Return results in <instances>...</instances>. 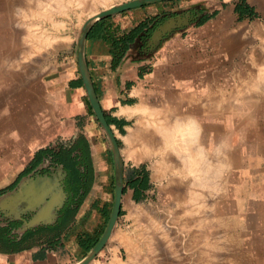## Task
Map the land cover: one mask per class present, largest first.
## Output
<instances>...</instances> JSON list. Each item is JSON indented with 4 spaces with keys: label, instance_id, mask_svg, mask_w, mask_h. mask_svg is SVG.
<instances>
[{
    "label": "crops",
    "instance_id": "1",
    "mask_svg": "<svg viewBox=\"0 0 264 264\" xmlns=\"http://www.w3.org/2000/svg\"><path fill=\"white\" fill-rule=\"evenodd\" d=\"M237 2L199 1L201 15L214 10L216 14L200 25H197L198 20L186 30H175L154 51L141 54L140 37L145 28L140 32L139 40L135 38L128 45L114 69L111 68L112 57L107 42L99 33L86 37L84 59L101 107L110 115L125 120L113 125L115 135L119 138L120 132L125 131L129 136L132 131L135 161L144 163L137 150L148 147L145 134L155 132L159 140H156L155 149L160 150L156 154L164 155L167 159L165 163L172 166L159 172L157 167H153L151 159V167L147 168L149 179L191 180L184 167L179 169L184 163V141H170L161 130H173L174 138L175 134L185 133L187 150L190 151L189 133L182 128H185L184 118L196 116L200 120L198 148L201 152L197 163L202 169L199 171L202 176H197V179L207 182V187L192 191L184 187L166 190L167 203L155 210L165 212L166 221H150L157 228L165 225L167 231L164 236L157 232L154 236L153 232L147 231L150 227L149 222L143 219V213H146L142 211L143 206H138L142 209L135 210V218L129 222H122L120 215L93 262L264 264V96L246 98L237 93H216L222 83L232 81L237 85L247 80V76L241 74L226 77L219 72L240 53L245 51L252 60L254 55L258 60L260 55L261 62H256V65L264 68V0H245L255 15L243 19H239L234 11ZM158 7L139 8L155 15L159 14ZM185 10L187 8L182 11ZM132 11L120 13L114 18L121 29L135 25L137 16L138 21L146 16L142 12L144 17L141 18L140 13L135 15ZM72 49L73 53L59 63L53 78L57 91L54 96H57L63 115L56 129L65 136L82 132L77 128V118L86 115L85 90L80 81L74 44ZM201 69L208 70L201 78L206 92L193 93L190 90L191 77H195L196 71ZM210 70L213 71L211 74ZM210 85L214 87L213 93L209 92ZM244 99L246 103L242 102ZM173 117H177L183 125L174 121L175 126L171 125V129L169 125L176 120ZM131 119L133 130H129L126 122ZM179 124L180 128L177 127ZM170 158L171 161L168 160ZM239 181H252L253 187L239 194L236 189ZM226 183L228 187H223ZM242 196L249 197L246 204H239L238 197ZM88 198L66 228L79 220L81 222L83 215L89 213L80 229L93 237L102 227L103 217L96 209L88 207L92 200ZM149 212L154 217L152 207ZM138 213L141 214L136 217ZM195 214H203V218ZM191 229L198 231L191 235ZM60 235H63L61 239L56 236L20 251H0V264H74L87 251L79 246L75 235Z\"/></svg>",
    "mask_w": 264,
    "mask_h": 264
},
{
    "label": "rangeland",
    "instance_id": "2",
    "mask_svg": "<svg viewBox=\"0 0 264 264\" xmlns=\"http://www.w3.org/2000/svg\"><path fill=\"white\" fill-rule=\"evenodd\" d=\"M125 1L129 0H0V189L9 187L0 193V251L2 252L20 251L56 236L61 239L63 235L60 234L65 233L66 235H75L77 240L79 234L84 232L80 229V225L83 224L82 221L87 220L89 213L83 215L81 222L79 220L78 223L71 224L69 228L66 226L74 221L77 211L88 197L92 199L88 205L90 209L97 210V208L91 207L94 203L98 208H106L110 214L117 172L111 143L96 119L86 93L83 96L86 115L77 118V128L82 132L65 136L56 129L58 123L63 120V115H61L57 96H54L57 91L53 84V78L61 60L71 55V52L73 53V44L77 54V39L85 20L102 9ZM199 1L202 0H166L145 3L140 7L159 6V15L148 25L151 27L153 22L160 17L197 6ZM131 10L135 15L140 13L141 18L144 15H153L139 7L120 13ZM120 13L104 17V19L109 18L111 22L115 23L114 18ZM138 20L139 16L134 19V22L136 23ZM188 27L190 24L183 29L186 30ZM256 57L257 55H254L252 60L251 56L244 51L231 59L225 68L219 70L220 74L226 77L241 74L247 76V80L242 83L238 82L237 85L232 81H228V84L222 83L218 85L219 89L216 90V93L226 95L237 93L238 96H246V98L264 96V68L256 65V62H261V56L259 55L258 60ZM229 65L230 67H228ZM207 71L197 70L196 76L191 77V92H206L205 84L201 78L203 72L208 73ZM209 72L211 74L213 71ZM209 87V92L213 93L214 87L212 85ZM242 102L246 103L245 99ZM103 112L117 141L118 165L123 183L117 221L120 215H122L121 220L124 223L134 220L135 210H141L142 208L138 206H143L142 211L146 212L143 213V219L149 222L150 227L147 231L153 232L154 236L156 232L160 236H164L163 233L167 231L165 225L163 228H157L156 225L150 224V221H166L167 214L165 212H159V210L155 212L156 208H161L167 203L166 190L184 187L192 191L207 187V182L197 179V176H202L199 175L201 167L197 163L201 158L198 148L200 134L197 129L200 124L199 117L191 116L189 118L194 120L197 130L195 136L189 133L190 139L188 138L190 148L194 149L193 161L184 158L189 152L186 149L185 156L182 158L184 163L179 166V169L185 168L188 176H191V180L181 182L159 178V180L151 181L147 169L151 167L149 163L151 159L153 167H157L159 172L172 167L165 163L167 159L164 155L163 158L156 154L160 152L155 149L156 140H158L156 133L147 132L145 134L148 147L137 150L144 160V163H139V160L135 161L134 158L132 131L129 136L125 131H119L121 136L117 138L113 130V125L123 123L125 120L112 116L105 110ZM126 122L130 127L129 130H133L131 124L133 120ZM175 135L174 138L173 133L170 134L172 140L178 139L180 143L184 141L187 145V141L184 140L187 139L185 134L184 137L181 133ZM182 138L183 140H181ZM45 148L48 150V154L40 163L31 168L28 173L17 178L34 154L39 149ZM163 151L168 152L165 149ZM86 152L88 153L86 154ZM150 153L152 157H150ZM87 160L91 166L92 182L88 191L83 193L82 188L77 186L80 183L77 181V173L86 177L83 181L86 183V179L89 177ZM63 167L72 173L70 182L64 184L65 188L62 185V180L66 176ZM134 167L143 168L149 185L147 189L139 190L143 195H139L137 199H134L133 189L125 181L128 170ZM44 178L57 180L58 187L65 197L67 196L66 192L70 196L71 192L75 190L79 195L77 198L70 196V202L65 206L64 211H59L61 206L59 208L57 206L61 200V194H59L60 192L55 194L54 191L44 196L41 194L44 193L43 191L32 193L30 198L35 199V204L32 207L21 205V200L15 195V193L21 192V185L27 188H36ZM223 187H228V183ZM252 187V181H239L236 189L240 194L250 191ZM80 195H83L82 201L74 211L73 201L76 203L77 199H80L78 198ZM248 199L247 196L238 197L239 204H246ZM47 205H51L52 214L47 211ZM151 207L154 209V214H152L154 217H151L149 212ZM61 214H63L62 218ZM140 214L138 213L136 217H139ZM195 215H202L203 218V214ZM58 216L60 218L54 223ZM101 216L103 221L102 227L97 233L98 238L109 217V215L108 217ZM197 231L198 229H191L190 233L192 235ZM16 246L19 248L15 249Z\"/></svg>",
    "mask_w": 264,
    "mask_h": 264
},
{
    "label": "water",
    "instance_id": "3",
    "mask_svg": "<svg viewBox=\"0 0 264 264\" xmlns=\"http://www.w3.org/2000/svg\"><path fill=\"white\" fill-rule=\"evenodd\" d=\"M160 1H166V0H129L125 1L123 3L117 4V5H111L108 8L100 10L94 18L89 20L87 18L81 28L80 35L77 39V65H78V70L80 73V77L82 79L83 87L86 93V96L88 98L89 104L92 108V111L94 112V115L96 119L98 120L99 124L102 126L104 129L110 143L112 146V150L114 153V159L117 164V172H116V184H115V189H114V198H113V204H112V209L110 211L106 226L97 239V241L90 247V249L74 264H89L95 256L101 251V249L104 247L105 243L107 242L119 215L120 211V206H121V198H122V192H123V183L121 179V174H120V169L118 165V145L117 141L115 139V136L107 122V119L105 117V114L102 110V107L99 103V100L97 98L95 88L93 86V83L90 78V74L87 68V64L84 59V54H83V46H84V41L87 37V34L91 28V26L99 19H102L104 17H108L111 15H114L116 13H120L132 8L140 7L144 5L145 3H151V2H160ZM195 9L199 8V6H191L188 7L187 9ZM184 11H177V15L175 17H171L167 20H165L162 24L158 26V28L153 32L152 36L150 37L149 44L153 45L157 43L158 40L162 38L167 33H170L174 28H180L181 25H187V15H181V13ZM145 34V33H143ZM142 34V35H143ZM136 40H139V37H136ZM41 184L36 187H25L24 185H21V192L20 193H15L16 197L20 199L21 205L24 206H29L32 207L35 204V199H31L30 196L37 192L43 191L44 193H41L44 195H48L47 193H51L54 191V193L61 194V200L57 204L58 208L62 206L63 199L65 195L61 191V189L58 187L57 180L55 179H50V178H44L43 180L40 181ZM33 193V194H32ZM32 194V195H31ZM48 209L47 211L50 212L51 214L53 213V210H50L51 205H47Z\"/></svg>",
    "mask_w": 264,
    "mask_h": 264
},
{
    "label": "trees",
    "instance_id": "4",
    "mask_svg": "<svg viewBox=\"0 0 264 264\" xmlns=\"http://www.w3.org/2000/svg\"><path fill=\"white\" fill-rule=\"evenodd\" d=\"M234 11L237 13V17L239 19L243 18H250L255 15V12L251 7H249L245 0H238V2L234 6ZM216 14V10H214L212 13L207 14L203 16L197 23V25H200L204 23L207 19L211 18ZM159 15L158 13L155 15H147L142 20L138 21L135 25L131 26L129 29H121L118 24L113 23L110 21V19H101L96 21L92 27L90 28L87 36L94 35L96 33H99V36L104 39L107 44L109 45V52L111 54V68L114 69L120 62L121 58L123 57L125 51L128 48V45L133 42V40L140 35V32H142L145 28H148V25ZM151 29H148L147 31L150 32ZM82 81V79H80ZM89 110L90 106L88 105ZM88 152H86L87 154ZM48 154V150L45 149H39L35 154L34 157L31 159V161L25 166V168L18 174V177H21L25 173H28L31 168L35 167L40 163V161ZM88 159V158H87ZM87 165L89 169V177L86 179V183L83 182L86 178L83 176V174L77 173V181L80 182L77 184L79 188H82L83 193H86L88 189L90 188L91 182H92V176H91V166L89 160H87ZM77 172V171H76ZM128 184L133 189V197L134 199H137L139 197V190H145L149 187L148 185V178L143 170L142 167H134L128 170L126 175V180ZM9 187L0 189V193H2L4 190L8 189ZM79 194H77V190L71 192V198H77ZM83 195H80L77 199L76 203L74 202V208H75L80 202L82 201ZM92 208H97V211L103 215L108 217V211L106 208H98L93 203L91 205ZM98 236L94 235L93 237L90 236L89 232H83L79 234L77 243L79 246L84 248V251H88L92 245L97 241ZM19 248V246H16L15 249Z\"/></svg>",
    "mask_w": 264,
    "mask_h": 264
},
{
    "label": "flooded vegetation",
    "instance_id": "5",
    "mask_svg": "<svg viewBox=\"0 0 264 264\" xmlns=\"http://www.w3.org/2000/svg\"><path fill=\"white\" fill-rule=\"evenodd\" d=\"M201 11H202L201 9H199V10H196V9H187L184 12H182L181 15L182 16L183 15H187V22H188L187 25H189L192 22L198 21V20H200L203 17V15H201ZM176 15H177L176 13H170L169 15L166 14L165 16L160 17V19L155 20L153 22V25H151V27H148L146 29L145 34H143L140 37V44H141L140 45V53L141 54H145V53L154 51L160 45V43L165 39V37H167L168 35H170L171 33H173L175 30L179 29V28H174L170 33H167L164 36H162V38L160 40H158L157 43H155L153 45H150L149 44L150 37L152 36L153 32L158 28V26L160 24H162L165 20H167V19H169L171 17H175ZM184 27L185 26L181 25L180 28H184ZM148 29H151L150 32L147 31ZM64 170L66 171V176L62 180V185L65 188V185L64 184L66 182H68V183L70 182V176H72V173H70L65 168H64ZM66 194H67V196L65 197L64 203L62 204L61 209L59 211H64L65 206L67 204H69V202H70V196H69L68 192H66ZM62 215L63 214H61V218H62ZM59 218H60V216L57 217V219H56V221L54 223H56Z\"/></svg>",
    "mask_w": 264,
    "mask_h": 264
},
{
    "label": "bare ground",
    "instance_id": "6",
    "mask_svg": "<svg viewBox=\"0 0 264 264\" xmlns=\"http://www.w3.org/2000/svg\"><path fill=\"white\" fill-rule=\"evenodd\" d=\"M262 3V2H261ZM108 8V7H107ZM264 11V10H263ZM99 12V11H98ZM98 12H96L95 14H93L90 18H89V20H91L92 18H94V16L98 13ZM137 109V108H136ZM143 109V108H142ZM153 111V110H152ZM159 111V110H158ZM119 112V111H118ZM128 112H129V110H128ZM152 113V112H151ZM170 114V113H169ZM151 115V114H150ZM156 115V114H155ZM157 116V115H156ZM160 116V115H159ZM162 118H164L165 119V117H162ZM174 119H176V120H173L172 122H173V124H170L169 125V127L172 125H174L175 126V123H174V121H176V124L177 123H181V122H178L177 121V117L175 118V117H173ZM196 118V117H195ZM161 119V118H160ZM169 119H170V117H169ZM168 119V120H169ZM172 119V118H171ZM181 119V118H180ZM163 120V119H162ZM183 120V119H182ZM184 120H185V124H184V126H185V128L183 127L182 129H184L185 130V132H187L188 131V133H191L193 136H195L196 135V133H197V130H196V124H195V122H194V120L193 119H185L184 118ZM166 122H167V120H166ZM168 122H170V121H168ZM199 122V121H198ZM165 123V122H164ZM197 123V122H196ZM181 125H183L182 123H181ZM187 125H188V127H187ZM172 126L170 127L171 129H172ZM177 127H179L180 128V124L179 125H177ZM182 127V126H181ZM198 129V128H197ZM161 130V129H160ZM187 130V131H186ZM162 132H163V136H165V138L167 137V139H169L170 141H173L172 140V137L170 136V134L173 132V130H171V131H165V130H161ZM159 133H161V132H159ZM184 134L185 133H181V135H183L184 136ZM186 139V138H185ZM184 139V140H185ZM181 140H183V138L181 139ZM187 140V139H186ZM185 140V141H186ZM184 143V142H183ZM183 145V144H182ZM184 150V152H185V150L187 149V145L185 144V148H183ZM188 152V151H187ZM193 152H194V149L192 148V149H190V151L188 152V154H187V156H185L184 158H187L188 160H190V161H193L192 160V158H193ZM157 169V168H156ZM159 170V169H158ZM192 170V169H191ZM197 171V170H196ZM192 172H193V170H192ZM195 173V172H194ZM210 180V179H209ZM213 193V192H212ZM208 194V193H207ZM218 195V194H217ZM199 196H201V195H199ZM205 196V195H204ZM172 248V247H171ZM221 253V252H220Z\"/></svg>",
    "mask_w": 264,
    "mask_h": 264
},
{
    "label": "built area",
    "instance_id": "7",
    "mask_svg": "<svg viewBox=\"0 0 264 264\" xmlns=\"http://www.w3.org/2000/svg\"><path fill=\"white\" fill-rule=\"evenodd\" d=\"M89 264H108V263L107 261H98V262L91 261Z\"/></svg>",
    "mask_w": 264,
    "mask_h": 264
}]
</instances>
